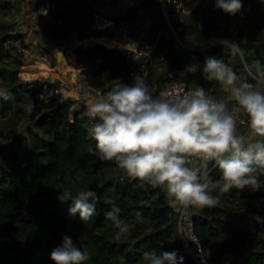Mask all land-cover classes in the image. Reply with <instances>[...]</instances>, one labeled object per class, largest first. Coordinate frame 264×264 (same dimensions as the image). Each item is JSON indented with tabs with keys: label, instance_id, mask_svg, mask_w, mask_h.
<instances>
[{
	"label": "trees",
	"instance_id": "obj_1",
	"mask_svg": "<svg viewBox=\"0 0 264 264\" xmlns=\"http://www.w3.org/2000/svg\"><path fill=\"white\" fill-rule=\"evenodd\" d=\"M16 1L0 0V13L11 12ZM37 1L44 3L43 0ZM64 1L48 0L52 5ZM184 2L144 0L131 10V16L143 9L160 10L164 4L172 17L179 12L178 5ZM74 3L78 13L83 14L90 9L88 16L93 18L97 12L88 0H74ZM50 17L51 13L43 19ZM232 18L226 13L221 14L220 20L214 18L206 0H202L198 10L181 23L173 21L169 24L164 15L155 17L148 33L149 43L156 48L155 63L167 71L174 69L181 72L194 61L202 65L207 56L229 60V50L226 55L217 46L208 54L187 51L181 44H186L189 38H194L198 47L217 44L225 39L236 41L244 52L245 61L251 63L259 59L264 63V7L260 0H248L244 18L238 24L236 33L232 31ZM76 25H80V22ZM54 35L65 39L69 32L57 34L54 31ZM9 39H21V35H0V63L12 59L5 47ZM105 43L114 44L110 40ZM76 54L79 64L87 61L89 65H96V72L89 74V81L102 94L111 87L114 79L122 81L121 73L127 71L128 74L131 65L122 50L107 48L102 44L78 47ZM99 61L101 64L94 63ZM235 62L231 66L238 74L242 71L244 77L241 60L236 58ZM25 74L23 70L10 74L6 90L11 93V98L0 99V116L15 112L26 117L39 133L31 131L29 134L30 148L26 154L14 147L0 150V264H54L50 253L61 243L63 235L70 236L75 246L88 253L90 259L86 264H146L142 259L144 252L139 244L142 239L137 225L130 228L129 234L116 240L117 230L111 226V222H105L104 213L113 204L121 208V218L129 227L139 221L151 223L152 231L148 237L150 250L158 253L175 250L184 257V264H195L183 254L178 214L167 203L164 192L139 180H131L114 162L99 161L93 154L95 141L88 137L85 128L88 118L77 111L73 121H68L54 97L48 100L43 98L54 89L55 84L19 82L18 79ZM183 80L190 88L204 87L210 96L219 87L214 81H205L201 72L189 74ZM25 93L35 102V109L30 114L14 106L24 99ZM69 169L87 174L78 185L81 191L91 189L97 194L96 213L87 222H83L79 214H69L71 201L61 203L58 200L59 188L69 184L66 179ZM218 179L219 171L212 170L210 180L215 182ZM260 185L257 191L250 188L243 191L233 189L229 198H237L247 208H251L253 202L264 205V176L260 177ZM213 193L214 196L218 195L216 191ZM137 211L142 213L141 220L135 217ZM190 213L205 249L208 250L214 238L218 243L214 252L216 262L209 255L212 264H236L230 263L226 256L239 252H246L242 264H264L263 239L249 237L244 240L241 234L233 230V226L229 225L232 232L223 234L214 225L223 219L219 206L205 207L197 212L190 208ZM85 224L90 225L88 246L76 240L72 231V228ZM44 226L47 229L41 228Z\"/></svg>",
	"mask_w": 264,
	"mask_h": 264
},
{
	"label": "clouds",
	"instance_id": "obj_2",
	"mask_svg": "<svg viewBox=\"0 0 264 264\" xmlns=\"http://www.w3.org/2000/svg\"><path fill=\"white\" fill-rule=\"evenodd\" d=\"M214 7L235 17L242 15L244 5L242 0H214ZM221 44L229 50L228 61L216 56H207L202 65L194 61L172 87L159 91L139 75L130 85L114 80L105 93L86 102L82 113L93 121L87 132L95 141L93 154L98 160L114 162L131 180L159 188L178 212L218 205L219 196L213 191L221 195L233 189L257 191L264 176V63L245 61L236 41L225 39ZM236 58L242 62L244 77L231 66ZM197 72L205 81L216 82L239 106L247 118L244 132L238 131L237 117L225 102L210 96L204 87L181 86V80ZM9 98L11 93L0 90V99ZM14 106L30 114L35 102L25 93ZM212 170L219 171L215 182L210 180ZM97 199L91 189L75 197L67 189L58 195L61 203L71 201L69 214H79L83 222L96 213ZM104 217L117 230L118 239L129 233L118 205L113 204ZM135 217L141 220L142 213L135 212ZM50 259L54 264H86L90 256L63 235ZM142 259L146 264H184L175 250L145 251Z\"/></svg>",
	"mask_w": 264,
	"mask_h": 264
},
{
	"label": "rangeland",
	"instance_id": "obj_3",
	"mask_svg": "<svg viewBox=\"0 0 264 264\" xmlns=\"http://www.w3.org/2000/svg\"><path fill=\"white\" fill-rule=\"evenodd\" d=\"M206 1L208 3L209 10H211L212 16L220 20L221 14L224 12L214 7V0H206ZM25 2H27V0L16 1L15 4L13 5V9L11 12L0 13V35L15 34L14 31L16 30V25L18 23L19 24L23 23V19L26 18L24 15H21V11H26V10L29 11L30 9H34V12L39 15L44 14L45 11H47L46 13L47 15L51 13V17L49 20H47V22L51 26V29L53 32L55 31L57 34L69 32L68 37L73 38L75 40L79 39L82 42H85L81 44L83 46L87 44L99 42V40H96V39L95 40L93 39L92 41H85L82 39V36H87V37L89 36L92 39V37L93 36L95 37L97 34L95 32H92L90 28V24L92 20V16H88L90 9L89 10L86 9L85 13L83 14H81L82 12L78 13L74 0H66L61 4H57L53 6H51V4L47 1H44V3L41 4L40 2L36 0L30 5V7H29V4H25ZM201 2L202 0H185L184 3H181L178 5L179 12L175 16H172V17L168 15L167 6L165 7V5L162 4L160 10L155 9L156 12L151 11V10L149 12V10L146 9V12L138 13L140 12L138 11L135 14H133V16H131L130 18L132 22L136 21V19L138 18V21L144 20V23H148L150 22V20H154L155 17L164 15L167 21L169 22V24H171V22L173 21H178L181 23L183 22L185 18H187L188 16H190L191 14H193L194 12L198 10V6ZM242 3L244 5L242 15H237L231 19L232 31L235 33L238 30V24L244 18L245 10L247 9V6H248V0H242ZM262 5L264 7V3H262ZM131 10L133 9H127L124 11L126 13L131 14ZM78 21L80 22V25L77 26L76 23ZM21 39L24 41V43L26 42V44L29 45V47L33 48L31 42L27 39L26 35L25 36L22 35ZM65 39L62 38L61 40L64 41ZM181 45L187 51L202 52L204 54H208L213 47L217 46V47H221V50L227 55V48H223V45L221 44V42L217 44H209L204 47H198L195 45L194 38H189L186 44L182 43ZM106 46H109V45H106ZM109 48H112V47H109ZM228 58H229V54H228ZM32 60H38V59H32ZM83 63H85V61H83L82 64ZM94 63L101 64L100 61L94 62ZM231 63H232V66H234L236 62L235 60H232ZM33 65H35V61L26 60L24 62V60H22L20 56H15V54L12 55L11 60L8 59L0 63V90H6L7 84L9 83V80L11 78L10 74L17 70H23L26 73L25 75L21 76L20 79H18L19 82H24V81L25 82L35 81L36 82L37 81L41 83L43 79L39 78V76L36 75L40 70L33 69L32 68ZM56 65L57 63L54 62L52 66L51 65L50 66L48 65V66L51 69H55ZM65 72L68 73L69 70ZM166 72L167 70H164L163 74L164 73L166 74ZM179 73L180 72H177L178 78H180ZM239 75L243 77L242 71H240ZM66 76H65V80H66ZM121 78H122L123 83L129 84V85L133 83V81L128 77L127 71L121 73ZM71 80L65 83L64 85H62V82H61V86L59 87L63 89L64 94H65V91L72 86ZM212 97L215 99L221 100L222 102H225L229 106V109H232L234 107L239 109V106L235 103V101L232 100L230 95L224 92L220 87H218L217 90H215ZM54 98L57 100V104L60 106L66 103L65 102L66 98L72 99V97H67L66 95H63L60 97H54ZM73 99L78 100L76 97H74ZM240 111L241 113H243L242 110ZM246 129L247 127L241 128L238 131L244 132ZM31 131L35 133H39V131L35 128V126L26 117L17 115L15 114V112H12V111L8 113H4L3 115L0 116V150L2 148L14 147L16 150L21 151L22 153L24 152L26 154L28 148H30L29 134L31 133ZM68 171L69 172L66 176V179L68 180L69 184L66 187H60L59 190L62 192L63 189H67L71 192L72 196H74L76 192L81 191L82 188L78 185L86 178L87 174L84 172L74 171L72 169H69ZM216 192L218 193V195L216 196H219V203L216 206L220 207L223 219L220 223H216L214 225L221 232H223V234H228L232 232L231 229L229 228V225H231L234 227L233 230L235 232H238L239 234L243 236L244 240H246L249 237L251 238L254 237L257 239L261 238L264 240V205L260 204L259 202H253L251 204L252 209L247 208L241 205V202L238 201L237 198H229L230 193L221 195L218 191ZM214 194L215 193H213V195ZM199 210L200 209H195L196 212ZM142 224H145L144 227L139 226ZM136 225L138 227V230L141 232L142 240L140 241L139 244L141 245L142 251L143 252L151 251L149 249L150 243H149V238H148L152 231L151 223L146 220L139 221L131 225L129 228H133ZM41 228L44 230L47 229L46 226L41 227ZM89 230H90V225L88 224L82 225L78 228H72V231L74 233L76 240H78L84 246L89 245ZM47 236H48L47 233H45V237ZM119 239L116 238V240H119ZM213 246H214V249H213ZM215 247H218V243L214 238L211 245L208 248V254L211 256L212 259L215 258L214 260L216 262V257H214L215 256L214 252L217 250H215ZM245 253L246 252H239L234 255L232 254L227 257V260L230 263L242 264L244 262ZM120 260H122V258H120Z\"/></svg>",
	"mask_w": 264,
	"mask_h": 264
},
{
	"label": "built area",
	"instance_id": "obj_4",
	"mask_svg": "<svg viewBox=\"0 0 264 264\" xmlns=\"http://www.w3.org/2000/svg\"><path fill=\"white\" fill-rule=\"evenodd\" d=\"M124 12L119 13L118 15H105L103 13L96 12L93 15L90 24L91 30L106 34L108 38H112L117 42V45L121 47V50L125 53L131 64L128 71V77L132 81L135 76L139 75L145 77L149 85L154 86L157 91L172 87L171 83L179 80L177 77V71L172 69L167 71L162 78H153L152 72L155 67V45L150 44L147 37L141 36L133 30V22L130 18L131 14ZM5 47L11 55L15 54V56H20L24 61L38 59L51 66L54 63V54L50 50L33 49L21 39H9L6 42ZM73 77H75V74L70 76L67 75L66 80L70 81ZM180 84L186 90L193 89L188 87L182 81H180ZM97 91L98 89L94 88L89 83L84 82L82 84H78L72 82V86L65 91V94L61 87H56L48 94H45L43 98L48 100L50 97H60L66 95L67 97H76L81 102H88L95 98V96L102 94L100 93V90L99 92ZM230 111H232L237 117L238 130L246 128V116L236 107L230 109ZM92 123L93 121L89 119L87 120L85 124L86 131ZM210 168H212L211 165ZM188 211L190 212V209ZM178 223L183 243L184 256L191 259L195 264H212L208 250L205 249L201 243L200 237L196 233L195 224L192 220V214L190 213L189 221L186 222L184 215L180 213ZM228 256H230V254H227L226 257Z\"/></svg>",
	"mask_w": 264,
	"mask_h": 264
},
{
	"label": "crops",
	"instance_id": "obj_5",
	"mask_svg": "<svg viewBox=\"0 0 264 264\" xmlns=\"http://www.w3.org/2000/svg\"><path fill=\"white\" fill-rule=\"evenodd\" d=\"M44 1L48 2V0H44ZM92 1L102 8H108L110 10V14H114V15H118L119 13L127 9H134L139 4L144 2V0H118V1L117 0H92ZM31 2L32 0H27L25 4H29V7H30V5L32 4ZM51 6L53 5L51 4ZM151 11L156 12L155 9ZM141 12H146V9H143L138 13H141ZM46 13L47 11H45L44 14L39 15L34 12V9H30L29 11L27 10L21 11V15H24L26 17L25 19H23L24 25L23 23H20V24L18 23L16 25V30L14 31L15 34H13V35H21V38H22V35L24 36L26 35L27 39L31 42L33 48L36 47L39 50L41 49L50 50L54 54V62L57 63L55 69H51L49 67L50 66L49 64L41 60H31V61H35V65H33L32 68L40 70L36 75H38L39 78L43 79L42 81L43 83L55 84L54 88H56V87L61 86V82H62V85L68 82L65 80L66 75L75 74V77L72 78L71 82H75L78 84H82L86 82L90 84L89 74L96 72V67H95L96 65L94 64L89 65L87 61H85V63L83 64L82 63L79 64L77 62V54H76V49L78 47L89 48L96 44H102L107 48L112 47V48L121 50V47L117 45V42L115 40H113L112 38H108L106 34L98 33L95 31H92V32H95L97 34L95 36L96 38L93 36L91 39V37L89 36L88 37L83 36L82 39L85 41H92L93 39L94 40L96 39V40H99V42L87 44L85 46L81 45L82 43H85V42H82L79 39L75 40L70 37H68L64 41L61 39H58L55 37L54 32L51 29V26L47 22V20L49 19H43L44 16H47ZM152 21L153 20H150V22L144 23V20L138 21V18H137L136 21H133V26H132L133 30L139 33L141 36L148 38V33L152 25ZM106 40H110L114 44L106 46L108 45L105 43ZM64 70L65 71L69 70V72L66 73ZM164 70L165 69L163 66L155 64V67L153 68V72H152L153 78L154 79L162 78L165 74V73L163 74ZM97 92H99V90ZM65 102H66L65 104L63 105L61 104L62 105L61 110L67 117L68 121L70 122L73 121L75 112L80 111L84 113L86 102L74 100L73 98L72 99L66 98ZM176 212L179 218L180 213L178 211Z\"/></svg>",
	"mask_w": 264,
	"mask_h": 264
},
{
	"label": "water",
	"instance_id": "obj_6",
	"mask_svg": "<svg viewBox=\"0 0 264 264\" xmlns=\"http://www.w3.org/2000/svg\"><path fill=\"white\" fill-rule=\"evenodd\" d=\"M89 4L97 11V12H100V13H103L105 15H109L110 14V10L108 8H102L100 6H98L97 4H95V2H93L92 0H88ZM179 213H182L185 217V221H189V216H190V212L187 211V212H179Z\"/></svg>",
	"mask_w": 264,
	"mask_h": 264
}]
</instances>
